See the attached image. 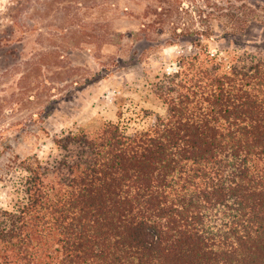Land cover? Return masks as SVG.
<instances>
[{
	"label": "trees",
	"instance_id": "1",
	"mask_svg": "<svg viewBox=\"0 0 264 264\" xmlns=\"http://www.w3.org/2000/svg\"><path fill=\"white\" fill-rule=\"evenodd\" d=\"M186 1L160 0L200 25L169 30L193 45L153 84L164 116L133 133H69L52 162L15 158L24 175L0 208V264H264V44L204 45L216 25L234 40L264 23L261 9Z\"/></svg>",
	"mask_w": 264,
	"mask_h": 264
},
{
	"label": "rangeland",
	"instance_id": "2",
	"mask_svg": "<svg viewBox=\"0 0 264 264\" xmlns=\"http://www.w3.org/2000/svg\"><path fill=\"white\" fill-rule=\"evenodd\" d=\"M193 1L186 3L196 11L200 0ZM255 6L261 10L254 20L264 22V0ZM176 7L160 0H11L0 16L11 21L0 29V208L18 200L24 173L13 161L52 162L61 155L55 140L69 133L93 134L107 123L144 131L166 114L153 84L174 73L193 45L170 38L169 30L200 28L195 13L191 22ZM155 13L167 14L164 26L153 23ZM222 32L216 25L204 44L214 54L264 44L261 22L234 40Z\"/></svg>",
	"mask_w": 264,
	"mask_h": 264
},
{
	"label": "clouds",
	"instance_id": "3",
	"mask_svg": "<svg viewBox=\"0 0 264 264\" xmlns=\"http://www.w3.org/2000/svg\"><path fill=\"white\" fill-rule=\"evenodd\" d=\"M11 0H0V16L7 12V6L10 4ZM11 21L4 17L0 19V29L6 27Z\"/></svg>",
	"mask_w": 264,
	"mask_h": 264
}]
</instances>
